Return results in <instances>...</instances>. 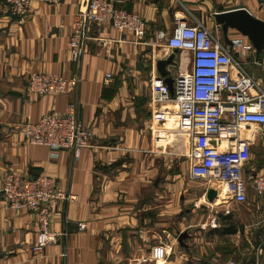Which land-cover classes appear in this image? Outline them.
<instances>
[{
    "label": "crops",
    "instance_id": "obj_1",
    "mask_svg": "<svg viewBox=\"0 0 264 264\" xmlns=\"http://www.w3.org/2000/svg\"><path fill=\"white\" fill-rule=\"evenodd\" d=\"M89 1L65 0L56 6L34 1L26 18L12 19L0 0V264H264V195L249 190L244 204L221 196L209 200L206 189L215 183L209 187L205 181L192 180L189 159L179 165L182 173L171 171L156 184L162 152L152 139L162 147L158 138L162 127L155 132L150 126L154 123L150 82L160 76L157 63L174 53L157 36H174L178 23L186 22L201 24L222 45H252L237 30L229 29L226 36L215 17L245 9L264 22V0H106L142 18L146 36L137 43L111 24L93 26L76 61L70 38ZM174 56L175 64L168 68L173 79L189 71L191 64L188 51ZM243 61L247 74L264 89V51L253 47ZM33 73L80 82L66 95L38 96L29 87ZM108 73L113 80L105 85ZM72 103L79 121L92 132L91 146L79 159L73 151L54 158L50 149L25 143L26 124L47 114H64ZM175 123L176 117L168 126L171 135L179 134L172 146L188 155L189 137ZM253 127L258 129L253 134L248 127L249 132H241L252 144L246 180L264 173V131ZM255 152H261L260 160H255ZM8 174L28 178L45 174L78 196L77 202L59 205L52 229L64 235L42 256L33 250L37 214L11 208L2 195ZM206 201L217 210L202 211ZM246 204L253 206L249 217L258 228L255 243L243 245L233 240L240 232L227 223L234 205ZM79 224L86 229L80 230ZM183 233L189 235L185 247L178 242ZM157 246L167 247L159 263L151 258Z\"/></svg>",
    "mask_w": 264,
    "mask_h": 264
},
{
    "label": "built area",
    "instance_id": "obj_2",
    "mask_svg": "<svg viewBox=\"0 0 264 264\" xmlns=\"http://www.w3.org/2000/svg\"><path fill=\"white\" fill-rule=\"evenodd\" d=\"M34 1L56 6L65 0H4L12 19L26 18ZM103 24H111L120 33L131 34L137 43L147 33V25L138 15L116 9L106 0H90L70 38L74 60L80 58L83 46L90 40V28ZM157 37L173 52L191 53L190 70L174 78V94L163 77L152 78L150 82L153 122H166L169 111L162 108V104L176 103V128L188 134L191 144L188 157L190 178L205 181L209 187L214 183L222 188L225 185L227 200L237 204L248 201L249 190L257 196L264 195V173L256 172L250 180L245 179L252 144L251 139L241 137L244 127H248L251 134L258 130L252 126L264 131V89L247 74L243 61L253 46L222 45L201 24L190 26L186 22L178 23L174 36L166 37L160 33ZM112 80L113 75L108 73L104 84L109 85ZM79 82V78L33 73L29 87L38 96H62L74 91ZM23 134L27 145L46 147L54 158L62 151H73L75 158L79 159L81 152L91 146L92 140V132L79 121L77 107L73 103L64 114H47L26 124ZM224 143L226 147H223ZM209 190L206 189V196ZM216 191L219 194L221 190ZM2 195L11 208L37 214L39 230L33 250L40 256L64 235L52 229L59 205L78 201V196L68 194L45 174L33 178L8 174L3 180ZM79 229L85 230L86 225L79 224ZM166 248L154 247L152 260L156 263L162 261L167 255Z\"/></svg>",
    "mask_w": 264,
    "mask_h": 264
},
{
    "label": "rangeland",
    "instance_id": "obj_3",
    "mask_svg": "<svg viewBox=\"0 0 264 264\" xmlns=\"http://www.w3.org/2000/svg\"><path fill=\"white\" fill-rule=\"evenodd\" d=\"M162 108L167 109L169 111L168 115H172V117L170 116V118L168 119V124H165V123L159 124V123L154 122L152 123V125L150 124V126L154 127L155 132H156V129H158L159 127H162L160 129L161 130L160 133H158V138L163 148L158 147L156 140L152 139L151 129H150V134L148 135V137L151 136V139L153 140L155 144V148L162 152L161 158H158V161H157L161 165V170L159 172L160 174L158 176V178H160L159 183L162 182L163 178L166 177L168 174H170L171 171L179 172L180 170L179 165L182 164L184 161H187L189 159L188 158L189 154L191 153V151L189 150V152L187 153L188 155H183L172 146L174 143L173 141H177L178 136H179L178 133L175 135H171L170 133L171 130L168 127L171 121L173 120V118L175 117L174 107L173 105H166V106H162ZM171 126L172 125H170V127ZM147 133L149 132L147 131ZM187 139H188V134H187ZM255 153H256V156L254 157L255 160H258V159L260 160L261 152H258V154L257 152ZM179 173H182V172H179ZM206 202L207 203L205 204L207 205L205 207H202V211H205L204 208L206 209V211H210V210L216 211L217 210V206L214 203H209L208 201ZM199 204L201 206V204H204V201L203 203L200 202ZM250 210H253V206L249 204L234 205L231 211V215H230L231 222L227 223V225L231 226V228L237 229V231L240 232L237 234V236L233 237V240L239 242V244L248 245L249 243L251 244L255 243V230L258 227L257 226L253 227L254 224L252 223V220L249 217L251 214ZM214 220H216L215 223H218V219H214ZM212 224L213 222H210L209 225L212 226ZM259 228H261V225L259 226Z\"/></svg>",
    "mask_w": 264,
    "mask_h": 264
},
{
    "label": "water",
    "instance_id": "obj_4",
    "mask_svg": "<svg viewBox=\"0 0 264 264\" xmlns=\"http://www.w3.org/2000/svg\"><path fill=\"white\" fill-rule=\"evenodd\" d=\"M217 23L222 26V29L227 36L228 30L233 29L240 32L242 35L249 38L253 47L258 53L264 51V22L253 17L247 10L238 9L230 12H225L216 15ZM177 51H174L173 55L165 60H160L157 63V71L161 77L165 79V83L168 85L172 94H174V79L169 75L168 68L173 66L174 55ZM159 183L157 180L156 184ZM217 191L214 188H210L207 194L209 200H214L217 197ZM188 233H183L179 236L178 242L181 246L185 247L184 241L188 239Z\"/></svg>",
    "mask_w": 264,
    "mask_h": 264
},
{
    "label": "bare ground",
    "instance_id": "obj_5",
    "mask_svg": "<svg viewBox=\"0 0 264 264\" xmlns=\"http://www.w3.org/2000/svg\"><path fill=\"white\" fill-rule=\"evenodd\" d=\"M166 105H173V107H174V113H175V117H177V115H176V103L174 102V101H170V102H167V103H165V104H162V106H166ZM161 106V107H162ZM170 116L172 117V115H167V121L166 122H164L165 124H168V119L170 118ZM243 132H244V134L246 133V132H249V129H246L245 127L243 128ZM223 146H226V143H224L223 144ZM216 185H218V184H214V189L215 190H218V191H220V187L221 186H219V187H216ZM226 194H227V188H226V186L224 185V191L223 192H221V194L219 193L217 196H221V197H224V198H227L228 199V197H226Z\"/></svg>",
    "mask_w": 264,
    "mask_h": 264
}]
</instances>
